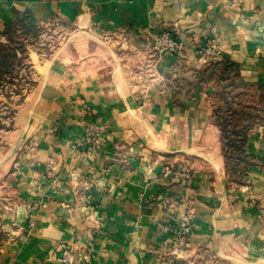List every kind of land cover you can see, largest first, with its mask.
Masks as SVG:
<instances>
[{"label": "crops", "instance_id": "crops-1", "mask_svg": "<svg viewBox=\"0 0 264 264\" xmlns=\"http://www.w3.org/2000/svg\"><path fill=\"white\" fill-rule=\"evenodd\" d=\"M54 19L78 40L44 62L37 100L16 122L0 264H61L58 251L69 245L72 264H185L168 258L184 213L168 208L178 193L193 199L189 248L264 263V126L248 136L253 160L238 185L211 121V86L197 74L198 51L212 41L264 88V0H0V43L18 22ZM165 26L182 51L155 59L149 87L132 86L129 67L150 63ZM90 37L116 38L126 52L114 60L112 48L109 56L98 48L81 58ZM88 126L105 128L92 152L79 144ZM167 167L191 178L176 181Z\"/></svg>", "mask_w": 264, "mask_h": 264}, {"label": "rangeland", "instance_id": "rangeland-1", "mask_svg": "<svg viewBox=\"0 0 264 264\" xmlns=\"http://www.w3.org/2000/svg\"><path fill=\"white\" fill-rule=\"evenodd\" d=\"M74 30L72 31L68 24L59 19L40 26L21 21L8 28L4 40L0 43V203L5 201L9 174L17 161L10 158L14 152L12 146L18 137L15 133L18 130L15 127L16 122L27 115L34 100H37L35 94L42 87L43 71L41 70L45 67L44 62L60 58L63 51L70 45H75L78 38ZM86 42V48L80 53L81 58L88 56V50L90 53H98V48L107 51L108 56L112 48L110 56L114 60L126 52L123 45L113 37H90ZM93 42L97 48L92 45ZM114 42L116 43L113 44ZM71 51L77 57L76 49L73 48ZM221 56L222 54L217 59H211L215 63H211L208 73L205 70L200 78L205 84L209 83L212 89V92L206 96L208 104L212 106L211 121L218 127L222 140L223 138L244 139L257 131L260 126H264V88L241 77L239 67L224 61L218 64L223 59ZM157 58L155 56L148 58L149 64L139 62L134 63V66L129 65L132 66L129 67L132 86L149 87L151 85L156 76L155 59ZM198 82H200L199 79ZM167 169V173L176 181L191 178L187 168L167 167ZM179 181L172 184L178 192L181 190L179 187L185 188L184 183ZM234 183L243 185L244 182L240 178H234ZM192 203L193 199H190L187 194L178 193L168 204L170 209L184 207L183 216L178 221L179 228L170 231L173 244L168 258L185 264H252L246 261L247 259L243 258L238 251H232L231 255L224 256L188 247L195 226ZM185 220L193 222V229L192 234L183 237L180 234L181 223ZM177 243L180 246L174 248Z\"/></svg>", "mask_w": 264, "mask_h": 264}, {"label": "built area", "instance_id": "built-area-1", "mask_svg": "<svg viewBox=\"0 0 264 264\" xmlns=\"http://www.w3.org/2000/svg\"><path fill=\"white\" fill-rule=\"evenodd\" d=\"M223 46L216 44L215 42H210L205 45L200 51L199 60L201 62H207L211 59H217L223 54ZM151 53L149 54L151 57H159L161 54H176L181 52L183 49V43L179 40L178 33L176 29L172 27L165 26L162 31L154 37L153 46L151 47ZM105 128L99 126H88L85 128V133L83 138L80 140L79 144L84 146L89 152L95 151L96 148L99 147L101 139V133ZM77 144V145H79ZM79 145V146H80ZM168 170L165 171V174ZM193 222L190 220H185L181 223V232L180 234L183 237H186L192 234ZM186 239V238H185ZM179 243L174 245L175 247H179ZM77 248L69 245L62 246L56 257L57 262L61 264H72L74 262V255Z\"/></svg>", "mask_w": 264, "mask_h": 264}, {"label": "trees", "instance_id": "trees-1", "mask_svg": "<svg viewBox=\"0 0 264 264\" xmlns=\"http://www.w3.org/2000/svg\"><path fill=\"white\" fill-rule=\"evenodd\" d=\"M222 61L225 63H229L230 65H235L238 68V65L231 61L228 57H223L222 60L218 64H220ZM204 66L200 71H198V79L201 78L202 72L208 73L207 70H209V66L211 63H215L214 61H207V62H201ZM223 152L225 155V158L227 159V164L229 167L231 175H234V178L239 179L240 176H242L241 173L245 172L248 168H250L251 165V160H253L250 156H248L247 151H246V141L248 139L244 137V139L240 138L238 140L232 139L228 140L223 138ZM230 146V147H228ZM236 167V168H235ZM235 169V170H234ZM239 177V178H238ZM232 176V180L234 179Z\"/></svg>", "mask_w": 264, "mask_h": 264}]
</instances>
